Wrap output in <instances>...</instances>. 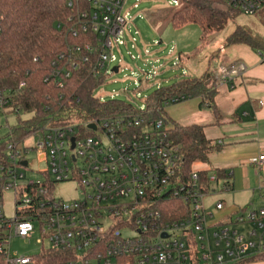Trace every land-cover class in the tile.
<instances>
[{"label": "built area", "instance_id": "obj_1", "mask_svg": "<svg viewBox=\"0 0 264 264\" xmlns=\"http://www.w3.org/2000/svg\"><path fill=\"white\" fill-rule=\"evenodd\" d=\"M130 1L86 0L82 8L79 0H69L75 8L69 37L83 36L85 42L69 44L45 82L63 89L84 65L101 81L99 89L111 75L121 73L123 60L115 49L126 47L128 39L137 49L140 36L136 31L132 37L127 28L136 21L126 11ZM178 6L179 0L168 1L167 7ZM222 6L244 16H264V0H222ZM256 53L264 63V49ZM116 63L120 65L112 67ZM246 73L244 64L234 63L217 76L215 87ZM25 87L22 81L19 88ZM187 100L182 97L176 104ZM8 104V98L0 96V119L7 118ZM145 110L143 105L135 115L80 123L56 124L50 119L24 141L14 139L11 129L0 137V264H44L50 259L48 252L66 257L49 264H127L124 258L131 260L128 264H240L264 253V208L239 209L228 218L210 221L213 214L206 201L230 192L228 181L216 191L212 188L221 180L216 173L207 179L201 175L204 169L194 167L185 175L181 148L164 122L147 120ZM31 153L47 165L39 171L42 181L26 175ZM253 165L264 170V155ZM67 182L79 185L81 198H56V187ZM224 208L220 200L214 205L217 212ZM124 232L136 236L126 238ZM36 234L37 255L12 250L14 239L31 242Z\"/></svg>", "mask_w": 264, "mask_h": 264}, {"label": "trees", "instance_id": "obj_2", "mask_svg": "<svg viewBox=\"0 0 264 264\" xmlns=\"http://www.w3.org/2000/svg\"><path fill=\"white\" fill-rule=\"evenodd\" d=\"M85 1L79 0L82 8L86 7ZM214 4L222 5V0H179L178 7L147 12L146 19L154 27L166 23L174 28L197 24L207 36L223 30L236 15L215 8ZM74 14L75 8L69 6V0H0V96L8 98L6 113L17 116L11 128L16 140L24 141L50 119L56 124H65L136 114V108L124 101L97 100L94 94L101 81L89 75L88 66L83 65L75 71L63 89L53 82H45L52 73L53 62L67 51L68 45L85 42L83 36L80 40L69 37ZM233 44H243L254 51L264 49V39L242 27H237L229 37L228 45ZM211 80V75L183 78L156 89L145 101L147 120H162L166 128L172 125L167 132L181 148L182 170L187 176L197 163L210 164V155L219 151L221 145L208 140L200 126H182L174 122L168 117L165 104L175 105L182 97L201 99V108L215 111L216 88ZM22 81L26 82V87L20 89ZM20 114L31 117L22 119ZM216 174L220 179L229 178L224 172ZM201 175L208 179L210 173L205 170ZM177 206L171 205L172 208ZM46 254L50 259L44 264L66 260L64 255ZM248 260L263 261L264 253ZM130 261L123 259L127 264Z\"/></svg>", "mask_w": 264, "mask_h": 264}, {"label": "rangeland", "instance_id": "obj_3", "mask_svg": "<svg viewBox=\"0 0 264 264\" xmlns=\"http://www.w3.org/2000/svg\"><path fill=\"white\" fill-rule=\"evenodd\" d=\"M169 0H131L126 8L132 16L136 17L133 24L128 25L131 29L130 35L133 37L136 31H139L137 49L131 48V40L128 39L126 47L115 49V54L123 60L122 72L111 75L107 82L95 91V96L101 97L107 101L112 97L131 104L133 107L141 108L145 105V100L152 95L158 86H169L183 78L204 77L205 75H214L220 65L222 49L228 45L229 37L235 32L237 27L246 28L251 31L252 35L264 39V16H244L236 13L233 19L229 20L225 28L218 32H213L207 36L202 29L193 23L186 24L180 28H174L166 23L152 26L146 19V13L161 8H167ZM137 3L138 9L133 6ZM215 8L226 9L220 4H214ZM174 50V54L171 51ZM145 51H148L149 56ZM133 56L135 57L133 59ZM139 57V58H138ZM181 58V59H180ZM179 67H174L176 63ZM119 63L113 64L112 67L119 66ZM157 71L156 76L154 72ZM201 73V74H199ZM150 75L147 81V75ZM22 119H28L31 115L20 114ZM17 116L10 114L7 118L0 119V137L8 135L10 129L15 126ZM172 125H167L171 128ZM216 154V152H214ZM30 163L29 171L26 175L30 180L42 181L43 176L39 171L45 170L47 165L38 161V155L31 153L27 156ZM206 164L199 163L194 167L196 169L204 168ZM33 171V172H32ZM248 175L255 192L234 194L221 192L218 195L207 199L206 207L213 214L212 222H217L235 214L239 209L264 208V187L262 173L256 168H251ZM241 170L235 172L232 179H221L214 184L213 190L220 191L223 184L227 181L234 182L240 178ZM213 174V173H211ZM264 174V173H263ZM237 191V183H236ZM56 198L71 202L79 199L83 195V190L75 182L61 183L55 190ZM223 201L225 208L221 212L214 209L218 201ZM8 202V201H7ZM8 215H13V211L6 210ZM124 237L132 238L136 234L133 232H124ZM40 238L36 234L31 242L14 239L12 250L27 256L37 255L40 246L36 244Z\"/></svg>", "mask_w": 264, "mask_h": 264}, {"label": "crops", "instance_id": "obj_4", "mask_svg": "<svg viewBox=\"0 0 264 264\" xmlns=\"http://www.w3.org/2000/svg\"><path fill=\"white\" fill-rule=\"evenodd\" d=\"M234 63L244 64L247 73L215 87V111L201 108V99H189L167 107L166 113L182 126L202 127L208 140L221 143V149L210 155V164L202 169L210 174L224 172L228 179L234 178L235 172L241 170L238 181H228L230 192L227 193L247 194L255 192L248 177L251 168L255 169L253 163L264 155V63L250 47L229 45L222 49L220 65L211 75L214 86L222 70ZM260 172L264 173V170ZM247 260L240 264H264V260Z\"/></svg>", "mask_w": 264, "mask_h": 264}, {"label": "water", "instance_id": "obj_5", "mask_svg": "<svg viewBox=\"0 0 264 264\" xmlns=\"http://www.w3.org/2000/svg\"><path fill=\"white\" fill-rule=\"evenodd\" d=\"M116 71H117V68H116ZM91 128L95 129V126L92 125ZM72 142L74 143L75 142V139H73ZM73 147H74V145H73ZM164 237H166V236H164Z\"/></svg>", "mask_w": 264, "mask_h": 264}]
</instances>
